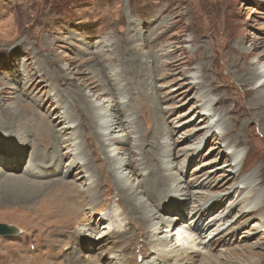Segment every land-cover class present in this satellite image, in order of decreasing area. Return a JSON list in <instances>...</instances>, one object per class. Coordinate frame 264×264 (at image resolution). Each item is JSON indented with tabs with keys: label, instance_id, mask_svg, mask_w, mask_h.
<instances>
[{
	"label": "bare ground",
	"instance_id": "6f19581e",
	"mask_svg": "<svg viewBox=\"0 0 264 264\" xmlns=\"http://www.w3.org/2000/svg\"><path fill=\"white\" fill-rule=\"evenodd\" d=\"M130 40L128 38L125 45L117 50L114 42L100 39L95 42V50L92 52L95 56L78 66H73L72 63L57 65L56 60L49 63V66L57 68L53 71L48 69L45 72L46 77L43 73L42 76L39 74L35 83L38 85L41 81H49L54 89L53 93H57L54 96L57 102H54L53 106L60 109L55 111L50 121L46 115L41 114L39 106L37 109V106L32 104V99L28 102L22 98L18 99L11 109L0 107V128L6 131L14 130L18 135L3 133L9 137L8 144H1L5 139L0 141V206H18L26 209L32 203H37L40 206L35 207V211L45 210L52 220L61 223V227L67 225L68 229L81 228L89 232L98 229L96 220L93 219L95 215H100L97 222L105 221L110 224L113 223L110 220L119 217L130 226L122 231L128 237H123V240L127 238L129 241L122 243V240L116 238L108 223L106 234L108 238L114 239L115 244L109 247L108 251L115 264H127L123 261L124 253L136 246V237L143 238L144 244L141 248H146L139 252L142 264H218L222 260L226 263L228 249L224 247L228 245L225 241L227 236L221 235L204 242L205 240L201 239L205 237L203 234L211 223L222 222L225 234L231 238L232 232L235 233L239 226L254 219L256 224L246 236L250 235V231L260 234L261 243H251V246H257L263 253L259 260L264 264V195L254 194L255 187L264 192V164H260L251 175H243L247 153L235 147L242 144L246 137L240 130L234 131L237 129L234 127V120H231L233 127L230 128L216 116L214 101L211 98L199 96L200 104L196 115L199 118L197 122L203 124L200 128L204 131V138L206 135L215 137L217 134L219 147L222 150L227 149L224 153L227 159L222 167L209 170L202 176H195V184L182 183V179L176 177L182 168L179 166L177 169L172 162L170 141L163 137L166 134L162 135V116L166 108L160 107L161 98L157 93V89L162 87L157 88L153 84L161 77H174L178 74L183 63L178 60L182 53L177 54L180 49L178 46L169 47L165 52L148 59L140 49L141 45L136 44L135 49L129 45ZM137 48L140 51H137ZM241 55L244 58L247 54ZM164 56L166 59L161 60ZM178 61L180 63H175ZM90 62L92 63L86 69L80 70L81 66ZM251 64L253 70L245 73L244 81L254 88L246 93L249 100L248 110L241 114L245 117L241 124L244 129L247 123L256 121L264 131V63L253 60ZM37 69L39 73L43 70L39 67ZM206 71L205 67L193 68L183 74L182 80L184 84H188L189 89L202 87L207 78ZM73 73L80 75V78H70ZM36 75V72H27L22 79L24 86H29ZM5 94V91H0V102L1 95ZM39 118L42 119L41 122ZM141 121L145 125L144 130L141 129ZM247 132L249 136L250 131ZM132 138V150L129 153L119 151L117 145L132 143ZM204 138L201 137L190 145L193 154L202 147ZM9 145L12 146L10 154L4 152ZM133 153L138 159H132ZM26 157L22 174L16 175L14 172L21 164L20 161H24ZM99 159L101 164L94 165ZM218 170L222 174L215 179L214 175ZM85 172L87 174H84ZM70 175L72 181L67 179ZM48 176L53 177L42 180ZM108 179L110 180L106 181ZM103 182L106 184V190H114L119 199L113 203L116 211L109 209L111 214L107 211L109 216L105 210L111 197L98 190ZM229 182V191L223 194L216 192ZM63 187L69 191L67 196L60 195L62 200L64 201L66 196L68 201H74L76 204L79 202L83 205L81 209L60 202L59 194ZM247 190L249 191L246 194ZM231 192H236L237 198L241 196L235 205L240 219L237 225L226 228L227 221L219 219L218 215L210 216L209 223L201 224L202 219L214 206ZM78 193H84L87 205L76 199ZM117 206H120L118 208L121 211H117ZM159 210L176 213L178 216L162 217L158 215ZM184 213L189 221L187 227H180L191 232L195 230V240L199 239L197 244L189 237L186 244H179V241L169 238L168 230L182 221ZM218 230L219 227L216 231ZM14 231L16 232L15 229ZM128 245L132 247L128 248ZM229 254L233 255V252L230 250ZM101 255L99 252L98 258L91 257L80 263L97 264Z\"/></svg>",
	"mask_w": 264,
	"mask_h": 264
},
{
	"label": "rangeland",
	"instance_id": "374dc122",
	"mask_svg": "<svg viewBox=\"0 0 264 264\" xmlns=\"http://www.w3.org/2000/svg\"><path fill=\"white\" fill-rule=\"evenodd\" d=\"M128 38L131 39L129 45L133 48L136 44L141 45L140 49L148 59L165 52L169 47L178 46L180 49L177 54L182 53L178 59L183 62L182 70H178V74L174 77L167 75L166 78L161 77L153 83L157 88L162 87L160 90L157 89L161 98L160 107L166 108L165 116H162L164 124L162 135L166 134L163 137H167L170 141L169 152L172 154V162L177 169L179 166L182 168L176 176L182 179V183L195 184V176H202L209 170L222 167L227 159L224 154L227 149L222 150L219 147L216 141L217 134L215 137L206 135L204 138V131L200 128L203 124L197 122L199 118L196 115L200 104L199 96L211 98L214 101L216 116L230 128L233 127L234 120V127L237 128L234 131L240 130L246 137L242 144L235 147L247 153L243 175H251L260 164H264L263 129L256 121L247 123L244 129L241 124L245 119L241 114L248 110L249 100L246 93L253 87L245 83L246 74L252 72L253 60L264 63V0H0V91L6 92L5 95H1L0 107L5 110L11 109L18 99L22 98L27 102L32 99V104L37 106V109L40 107L41 114L46 115L50 121L55 111L60 109L53 106L54 102H57L54 98L57 93L54 94L49 81H41L38 85L35 83L39 74L42 76L43 73V76H47L45 72L48 69L53 71L57 68L55 65V67L49 66V63L56 60L57 65L72 63L71 65L78 66L95 56L92 52L95 50L96 41L106 39L114 42L118 50L125 45ZM137 51L140 50L137 48ZM242 53L247 55L242 58ZM201 56L202 60H200ZM164 59L165 56L161 60ZM91 63L84 64L80 70L86 69ZM36 67L43 68L42 72L39 73ZM197 67L206 68L207 78L203 81L202 87L189 89L188 84H184L182 76ZM27 72L31 74L36 72L37 75L29 86H24L22 79ZM72 77L80 78V75L73 73L70 78ZM42 84L45 85L40 87ZM38 120L41 122L42 119ZM141 129H145L142 121ZM247 130L250 131L249 136ZM3 133L9 135L15 131L0 128V141L5 139L0 143L5 142L4 145H7L9 137ZM201 137L205 139L204 143L193 154L190 145ZM130 142L132 143L118 144L119 151L129 153L132 150L133 138ZM7 147L4 152L10 154L12 146ZM132 156L133 160L138 159L134 153ZM26 160L27 157L24 161H20L21 164L14 172L16 175L22 174ZM100 160L94 165L99 164ZM220 173L222 174L220 170L215 175L213 173L214 178L220 177ZM52 177L48 176L42 180ZM67 179L72 181L71 175ZM229 184L230 182L216 192L223 194L229 191L231 187ZM105 186L103 182L98 189L103 191V195L109 194L108 196L112 198L109 199L105 211L109 213V209H113L114 212L116 208L113 203L114 200L117 202V193L114 190L109 192ZM258 189L255 187L254 194L264 195V192ZM68 191L66 187L61 188L60 202L81 209L83 205L79 202L76 204L67 200ZM248 191L245 193L247 194ZM63 194L66 195L64 201L60 196ZM237 195L236 192H231L216 204L214 209L202 219L201 224L209 223L210 216L218 215L219 219L227 221L226 228L230 225L236 226L240 219L235 205L241 199V196L237 198ZM72 197L73 195L71 199ZM76 199L88 204L84 193H78ZM39 206L37 203H32L26 209L18 206H0V224L13 227L18 232L16 235L0 236V264H73L74 262L81 264L80 262L88 258H98L99 252L102 255L97 264H115L108 251L109 247L115 245L114 239L108 238L106 234L109 225L110 231L114 230V235L122 240V243L129 241L127 234L122 231L130 226L119 217L110 220L113 223L108 222V225L105 221L97 222L100 215H95L93 219L96 220L98 229L89 232L81 228L68 229L67 225L61 227V223L52 220V217L46 215L45 210V212L35 211V207ZM119 208L117 211H121ZM16 209L18 210L15 211ZM158 212L162 217L178 216L166 210ZM108 213L109 216L111 212ZM185 216L187 215L184 213L182 221L168 230L169 238L179 241V244H186L188 237L191 241L197 237L195 230L191 232L180 227L181 225L187 227L189 219ZM221 224L222 222L211 223L203 234L206 237L210 233L209 236L206 239L201 238L202 241L207 242L221 235L227 236L225 241L228 245L224 249H228L226 253L228 262L222 260L218 264H263L259 260L263 253L257 246H251V243H261L260 234L250 231V235L246 236L256 224V220H250L246 225L239 226L235 233L232 232L231 238L230 235L225 234V227L223 228ZM218 227L219 230L216 231ZM123 237L127 238L123 240ZM197 241L199 239L195 240V244ZM134 243L136 246L124 253L123 261L127 264H142L139 252L146 249L141 248L144 244L143 238L136 237ZM230 250L233 255L229 254Z\"/></svg>",
	"mask_w": 264,
	"mask_h": 264
},
{
	"label": "water",
	"instance_id": "95a60500",
	"mask_svg": "<svg viewBox=\"0 0 264 264\" xmlns=\"http://www.w3.org/2000/svg\"><path fill=\"white\" fill-rule=\"evenodd\" d=\"M15 233L16 232L14 231V229L9 227L8 225L0 224V236H11Z\"/></svg>",
	"mask_w": 264,
	"mask_h": 264
}]
</instances>
